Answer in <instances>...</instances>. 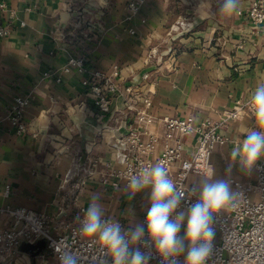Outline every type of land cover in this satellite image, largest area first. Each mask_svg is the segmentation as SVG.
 <instances>
[{"label": "crops", "instance_id": "1", "mask_svg": "<svg viewBox=\"0 0 264 264\" xmlns=\"http://www.w3.org/2000/svg\"><path fill=\"white\" fill-rule=\"evenodd\" d=\"M6 1L1 17L11 33L0 39L1 204L44 213L59 234L75 220L77 207L99 193L106 217L142 223L150 189L129 198L126 187L113 186L111 174L124 167L112 145L128 118L124 99L114 100L115 111L97 113L81 83L114 65L121 84H138L150 95V111L158 117L192 114L201 123L243 105L242 116L221 129L227 142L215 148L210 168L213 180L256 182L264 155L250 168L230 155L256 127L248 105L252 90L264 83V29L245 15H222L220 0ZM134 1L140 3L135 14L129 8ZM250 4L241 0L240 10ZM78 55L86 57V71H64ZM17 96L30 99L23 134L7 118ZM154 130L161 134V125ZM194 139L185 138L188 151ZM203 179L191 174L188 184L197 187ZM10 222L0 217V227ZM38 244L23 242L14 257L0 255V264H58Z\"/></svg>", "mask_w": 264, "mask_h": 264}, {"label": "built area", "instance_id": "2", "mask_svg": "<svg viewBox=\"0 0 264 264\" xmlns=\"http://www.w3.org/2000/svg\"><path fill=\"white\" fill-rule=\"evenodd\" d=\"M140 3L134 1L129 8L136 13ZM7 1L0 0V39L8 37L11 33L10 24L1 14L7 9ZM13 18L15 12H11ZM239 15H245L256 28L264 29V0H251L249 8L239 10ZM86 57L83 55L71 56L64 67V71L77 70L85 72ZM50 76V73H46ZM120 67L114 65L108 73L102 71L91 72L82 78V86L86 89L97 113H111L115 111L113 102L123 97L125 111L128 116L124 131L115 138L112 145L123 168L112 172L115 181L113 186L126 187L125 175L138 171L156 162L163 161L170 177L176 182L180 190L185 192V199L181 202L180 209L186 211L195 203L198 192L193 194L191 189L195 185L188 184L191 174L205 176L210 171L211 156L218 145H224L227 138L221 134V129L230 120L238 119L244 111L243 105H238L226 117L220 120L206 118L201 123L196 122L195 115L175 117L163 115L158 117L150 109L152 99L149 94L141 92L139 85L121 84ZM59 80V79H58ZM142 101V105H136ZM30 104V99L24 96L14 98L7 118L18 134L27 130L25 112ZM98 115V114H97ZM161 125V134L154 127ZM193 135L192 151H188L186 137ZM257 180L248 185L230 179L231 188L239 193L234 206L215 216L216 229L215 254L207 264H264V161L256 164ZM104 182H106L104 180ZM9 191H5V196ZM257 195V198H253ZM86 206H78L74 212L75 220L63 225L62 232L54 234L50 228V218L44 213L27 207H14L0 203V217L10 219V224L0 227V255L14 257L19 253L23 242L37 243L44 240L51 255L57 259L53 251V242L62 238H69L74 249L79 250L82 256L81 264H101L99 250L91 247L88 241L78 237L77 217L83 215ZM146 214L142 217L144 222ZM113 218V217H111ZM118 220L123 227H130L125 220ZM180 235H182L180 233ZM147 251L148 249L143 248ZM150 264H165L162 257L153 250ZM111 264L110 258H106ZM179 264H183L184 256L176 257Z\"/></svg>", "mask_w": 264, "mask_h": 264}, {"label": "clouds", "instance_id": "3", "mask_svg": "<svg viewBox=\"0 0 264 264\" xmlns=\"http://www.w3.org/2000/svg\"><path fill=\"white\" fill-rule=\"evenodd\" d=\"M241 0H220L222 15L232 16L239 12ZM249 109L256 127L248 130L242 141L231 150V158L250 168L264 155V83H259L250 95ZM211 169V168H210ZM212 169L197 187L195 203L180 209L185 192L170 177L163 161L125 175L129 198L150 189L146 217L143 223L125 228L111 217L101 203L99 193L89 196L83 215L77 217L76 235L99 250L101 264H150L154 252L165 264H179L176 257L184 256L183 264H207L215 254V216L234 206L240 196L232 190L228 180H213ZM183 227V235H180ZM148 249L147 251L142 250ZM53 251L59 264H81L79 250L73 248L69 238L53 242ZM95 264V260L93 261Z\"/></svg>", "mask_w": 264, "mask_h": 264}, {"label": "water", "instance_id": "4", "mask_svg": "<svg viewBox=\"0 0 264 264\" xmlns=\"http://www.w3.org/2000/svg\"><path fill=\"white\" fill-rule=\"evenodd\" d=\"M38 242H39V244H38L39 246H40V245H44V246H46V244H45V241H44V240H40V241H38Z\"/></svg>", "mask_w": 264, "mask_h": 264}]
</instances>
